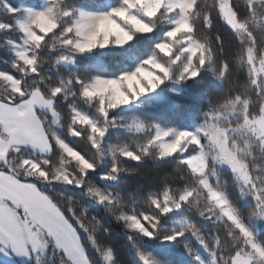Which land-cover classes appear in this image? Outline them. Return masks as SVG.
Masks as SVG:
<instances>
[{
    "label": "snow or ice",
    "instance_id": "6c2138e0",
    "mask_svg": "<svg viewBox=\"0 0 264 264\" xmlns=\"http://www.w3.org/2000/svg\"><path fill=\"white\" fill-rule=\"evenodd\" d=\"M0 47V264H264V0H0Z\"/></svg>",
    "mask_w": 264,
    "mask_h": 264
},
{
    "label": "trees",
    "instance_id": "16d2710c",
    "mask_svg": "<svg viewBox=\"0 0 264 264\" xmlns=\"http://www.w3.org/2000/svg\"><path fill=\"white\" fill-rule=\"evenodd\" d=\"M9 57H10V53L7 52V50L4 49L3 47H0V61H3L4 59H8ZM7 67H8V65H5L4 63L0 62V68H7ZM163 167L171 168V165H165ZM146 171H148L149 173H154L156 171H159V169L149 167L148 169H146ZM113 228L117 232L120 231L119 226H117L115 224H113ZM119 250L122 254L123 259H127V260L133 259L134 254L131 250V247H130V245L127 244V242L123 238H121L119 241Z\"/></svg>",
    "mask_w": 264,
    "mask_h": 264
}]
</instances>
